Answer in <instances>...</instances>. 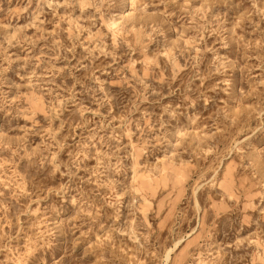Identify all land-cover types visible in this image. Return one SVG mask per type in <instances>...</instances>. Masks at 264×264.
<instances>
[{
	"label": "rangeland",
	"instance_id": "rangeland-1",
	"mask_svg": "<svg viewBox=\"0 0 264 264\" xmlns=\"http://www.w3.org/2000/svg\"><path fill=\"white\" fill-rule=\"evenodd\" d=\"M0 264H264V0H0Z\"/></svg>",
	"mask_w": 264,
	"mask_h": 264
},
{
	"label": "bare ground",
	"instance_id": "bare-ground-1",
	"mask_svg": "<svg viewBox=\"0 0 264 264\" xmlns=\"http://www.w3.org/2000/svg\"><path fill=\"white\" fill-rule=\"evenodd\" d=\"M113 23H115V22H113Z\"/></svg>",
	"mask_w": 264,
	"mask_h": 264
}]
</instances>
